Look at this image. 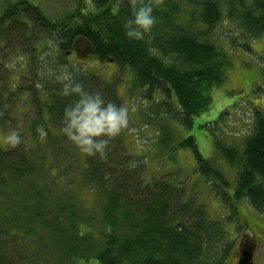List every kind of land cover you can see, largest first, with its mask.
I'll return each mask as SVG.
<instances>
[{"label": "trees", "instance_id": "1", "mask_svg": "<svg viewBox=\"0 0 264 264\" xmlns=\"http://www.w3.org/2000/svg\"><path fill=\"white\" fill-rule=\"evenodd\" d=\"M133 3L76 0L53 18L36 0H3L0 127L13 126L27 98L35 116L19 143L0 145V264H49L42 256L48 248L53 264L87 257L92 264H226L233 248L227 223L248 229L238 202L264 214L262 106L253 105L251 128L238 146L224 142L220 130L214 133L216 150L236 170L232 192L224 170L203 156L193 135L173 150L191 148L197 170L230 210L223 219L213 218L171 173L148 180L143 159L125 149L123 129L103 158L82 153L62 133L71 99L60 95L64 81L58 77L65 72L124 104L117 82L71 61L80 41L92 46L90 56L100 63L129 72L131 93L158 98L157 105L191 128L210 109L233 51H252L250 41L264 36V0H151L155 22L143 38L132 39L125 25ZM224 23L234 27L227 44L217 39ZM171 138L165 130L160 145ZM85 190L94 192L91 203L81 196ZM94 222L99 231L82 233V225Z\"/></svg>", "mask_w": 264, "mask_h": 264}, {"label": "rangeland", "instance_id": "2", "mask_svg": "<svg viewBox=\"0 0 264 264\" xmlns=\"http://www.w3.org/2000/svg\"><path fill=\"white\" fill-rule=\"evenodd\" d=\"M36 1L40 2L53 18H56L69 6L75 4L76 0ZM2 3L3 0H0V7ZM233 29V25L229 23L220 26L216 30L218 41L227 44L228 36L234 34ZM250 44L253 48L252 51L244 49L233 51L232 63L227 69L224 82L212 90L213 102L210 109L200 116H196L194 126L191 128H186L175 120L166 112L163 104L158 103L157 105L158 98L149 99L142 95L139 96V94L135 95V91L131 93L129 72L119 70L113 64L100 63L96 58L91 57L86 41L78 42L76 51L71 55V61L76 62L80 68L100 70L105 77L117 82L118 93L124 105H137L136 111L130 112L129 124L127 128L123 129L122 137L126 151L135 159H143L148 180L152 176L161 177V175L171 173V177L177 179L185 187L187 194L207 204L213 218L223 219L229 215L230 210L216 196L215 186L201 176L197 170L191 148L180 147L175 152L173 150L176 142L188 135H193L203 156L211 159L217 167L220 166L219 168L224 170L230 181L228 191H233L236 170L216 150L214 133L220 130L221 133L218 136L224 142L238 146L251 128L253 105L264 108V36L250 41ZM27 100H24L22 106L19 107L18 119L13 126L8 129L0 127V145L7 146L9 144L6 137L13 131L20 134V138L30 131L35 108L32 106L30 98ZM142 101L146 104H143ZM151 115L152 119H150ZM165 130L170 133V137L172 136L173 139H170L169 144L161 146L160 140ZM216 157H220V159L217 161ZM81 196L86 199V204L87 202L91 203L94 192L85 190ZM238 209L245 222L243 223L247 225L248 229L239 226L235 221L227 223V231L233 240V248L226 264H238L241 250L244 247L253 251L254 264H264V214L253 210L246 200L238 202ZM99 228L101 227L97 222H94L92 226L84 224L82 233L90 230L99 231ZM42 256L49 259V264H53L51 248L45 250ZM92 263L93 260L90 261L87 257L60 264Z\"/></svg>", "mask_w": 264, "mask_h": 264}, {"label": "clouds", "instance_id": "3", "mask_svg": "<svg viewBox=\"0 0 264 264\" xmlns=\"http://www.w3.org/2000/svg\"><path fill=\"white\" fill-rule=\"evenodd\" d=\"M154 22L151 0H142L139 6L134 0L132 16L125 25L126 35L141 39ZM58 78L64 81L60 95L71 98L63 109L62 133L82 153L89 156L99 154L103 158L111 138L127 128L130 112H135L137 105L128 106L106 100L101 92L89 91L82 81L73 80L70 72ZM38 131L42 137L47 135L43 128ZM6 139L12 145L20 142V136L15 131L9 133Z\"/></svg>", "mask_w": 264, "mask_h": 264}, {"label": "water", "instance_id": "4", "mask_svg": "<svg viewBox=\"0 0 264 264\" xmlns=\"http://www.w3.org/2000/svg\"><path fill=\"white\" fill-rule=\"evenodd\" d=\"M90 52L92 51V46L88 43ZM253 251L247 248L241 250V255L238 261V264H254L253 261Z\"/></svg>", "mask_w": 264, "mask_h": 264}, {"label": "flooded vegetation", "instance_id": "5", "mask_svg": "<svg viewBox=\"0 0 264 264\" xmlns=\"http://www.w3.org/2000/svg\"><path fill=\"white\" fill-rule=\"evenodd\" d=\"M241 245V244H240ZM245 248V247H244Z\"/></svg>", "mask_w": 264, "mask_h": 264}]
</instances>
